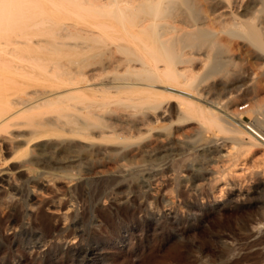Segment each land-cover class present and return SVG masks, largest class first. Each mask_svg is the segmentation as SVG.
Returning <instances> with one entry per match:
<instances>
[{"label":"bare ground","instance_id":"obj_1","mask_svg":"<svg viewBox=\"0 0 264 264\" xmlns=\"http://www.w3.org/2000/svg\"><path fill=\"white\" fill-rule=\"evenodd\" d=\"M235 89L259 131L234 123ZM261 109L264 0H0V197L25 178L26 211L68 168L124 170L192 144L202 161L206 140L221 148L212 128L264 147Z\"/></svg>","mask_w":264,"mask_h":264},{"label":"rangeland","instance_id":"obj_2","mask_svg":"<svg viewBox=\"0 0 264 264\" xmlns=\"http://www.w3.org/2000/svg\"><path fill=\"white\" fill-rule=\"evenodd\" d=\"M231 93L234 123L259 131L250 96ZM211 130L221 148L206 140L203 162L192 144L124 170L108 158L90 172L68 168L61 174L72 179H58L34 211L22 178L17 198L0 197V264H264V147L239 149ZM53 200L59 211L47 207Z\"/></svg>","mask_w":264,"mask_h":264}]
</instances>
